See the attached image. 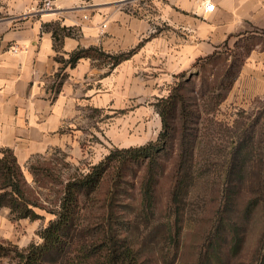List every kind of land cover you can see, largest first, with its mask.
I'll list each match as a JSON object with an SVG mask.
<instances>
[{
	"label": "trees",
	"instance_id": "trees-1",
	"mask_svg": "<svg viewBox=\"0 0 264 264\" xmlns=\"http://www.w3.org/2000/svg\"><path fill=\"white\" fill-rule=\"evenodd\" d=\"M44 27L51 31L56 50L65 37L76 34L58 21ZM250 47L242 48V60L238 65L232 62L220 80L202 82L199 94L186 87L184 73L177 75L180 80L170 94L155 105L161 121L156 141L114 148L87 171L68 177L56 208L49 211L53 218L37 231L41 241L24 249L0 241V258L8 257L15 264H174L189 190L214 171L210 220L201 230L195 264H240L249 222L257 210L263 229L252 258L242 264H264V106L230 126L217 123L229 139L205 141L201 161L195 159L200 118L195 99L214 111L225 100ZM90 52L82 48L71 52L66 66L74 67ZM130 53L96 51V56L113 68ZM165 176L169 187L161 205L156 191ZM3 208L11 221L42 219L21 167L7 148H0Z\"/></svg>",
	"mask_w": 264,
	"mask_h": 264
},
{
	"label": "crops",
	"instance_id": "crops-1",
	"mask_svg": "<svg viewBox=\"0 0 264 264\" xmlns=\"http://www.w3.org/2000/svg\"><path fill=\"white\" fill-rule=\"evenodd\" d=\"M206 1L215 6L202 15ZM41 2L0 0V148L10 149L22 167L75 145V117L86 109L111 115L120 110L138 128L128 145L143 144L151 128L160 127L152 104L168 95L175 76L249 37L257 40L233 87L241 99L264 95V0H54L53 11L38 13ZM57 21L76 30L58 50L44 27ZM78 48L91 52L66 66ZM96 51L131 53L112 68Z\"/></svg>",
	"mask_w": 264,
	"mask_h": 264
},
{
	"label": "rangeland",
	"instance_id": "rangeland-1",
	"mask_svg": "<svg viewBox=\"0 0 264 264\" xmlns=\"http://www.w3.org/2000/svg\"><path fill=\"white\" fill-rule=\"evenodd\" d=\"M255 40L257 38L249 37L235 48L222 47L214 54V57L197 62L194 67L184 73L185 79L189 81L186 87L191 86L190 88H194L199 94L202 82L208 85L214 79L220 80L232 62L238 65L242 60V53H244L242 48L252 46ZM101 60L104 62L105 58ZM175 78V83L180 80L177 76ZM230 79L231 76H228L227 80ZM196 92L193 94L195 95ZM160 99L162 98L156 99L152 104L157 113L155 105ZM195 102L200 105V109L197 105L200 118L197 124L199 135L196 140L197 153L195 155L196 161H199L201 159L199 153L202 151L205 141L213 144L215 141L224 143L229 139L228 135L219 129L217 123L227 127L236 120H243L246 118L245 116L254 115L264 106V95L261 98L250 100L241 99L232 85V89L228 91L225 100L214 111L204 109L201 100L195 99ZM117 112L118 114L111 115L105 109L96 112L86 109L84 114L75 117L76 123L73 130L77 131L72 133V135H76L77 143L75 145L56 148L45 155L34 157L27 166H20L30 195L38 202L39 208L35 210L41 216L43 215L42 219H39L42 224L34 227L30 224L34 220L30 219H27L28 222L11 221L7 213L8 209L3 208L0 210V234L3 235V237L0 236V241L2 239L4 242L16 245L19 249H24L25 245L37 239L38 235H33L37 234L35 230L42 228L46 218L53 217L49 211L56 208L62 185L68 177L77 172L87 171L89 166L98 163L114 148L138 147L156 141L161 130V121L158 132L152 127L151 132L147 133L148 137L140 140L143 144L137 145L139 142L134 141L132 145H128L130 143L128 139L136 137L138 128L135 125L133 128L120 110ZM155 118L160 119V117ZM129 130L130 134L125 136ZM133 130L136 132L134 133ZM169 162L166 163V166L169 165ZM166 174H168V169ZM215 175V172L212 171L209 175L203 176L189 190L183 211L178 257L174 264L196 263L201 244V230L206 228L207 222L210 220L209 202L214 188L213 179L216 177ZM168 187L169 181L165 176L160 181L156 191L159 200H161V205L165 203ZM262 229L263 218L261 212L257 210L249 222L242 259L241 261L238 260L241 262L240 264L242 261L246 262L252 258ZM0 264H15V262L8 257H2Z\"/></svg>",
	"mask_w": 264,
	"mask_h": 264
},
{
	"label": "built area",
	"instance_id": "built-area-1",
	"mask_svg": "<svg viewBox=\"0 0 264 264\" xmlns=\"http://www.w3.org/2000/svg\"><path fill=\"white\" fill-rule=\"evenodd\" d=\"M53 1L54 0H42V2L37 6L36 11L38 13H47L53 11ZM214 6L215 5L210 1H206L202 7V15L211 13L214 9ZM10 49L13 53L18 52V48L16 47V45L11 46Z\"/></svg>",
	"mask_w": 264,
	"mask_h": 264
}]
</instances>
